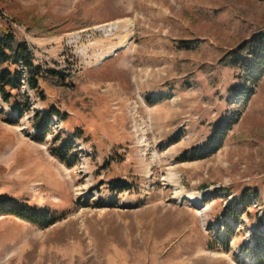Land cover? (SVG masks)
I'll use <instances>...</instances> for the list:
<instances>
[{
  "label": "rangeland",
  "instance_id": "rangeland-1",
  "mask_svg": "<svg viewBox=\"0 0 264 264\" xmlns=\"http://www.w3.org/2000/svg\"><path fill=\"white\" fill-rule=\"evenodd\" d=\"M118 20L132 22L126 47L128 22L118 35L99 28ZM0 25L35 64L78 82L46 92L69 116L54 132L83 133L67 167L51 136L32 138L33 111L14 122L0 98V192L58 217L41 227L0 216V264H264L250 249L262 206L224 214L244 191L264 197V78L222 148L192 155L230 115L239 83L224 59L264 30V1L0 0ZM116 180L132 189L112 192Z\"/></svg>",
  "mask_w": 264,
  "mask_h": 264
},
{
  "label": "trees",
  "instance_id": "trees-1",
  "mask_svg": "<svg viewBox=\"0 0 264 264\" xmlns=\"http://www.w3.org/2000/svg\"><path fill=\"white\" fill-rule=\"evenodd\" d=\"M264 1V0H261ZM34 33L32 30L29 31ZM55 30L47 29L45 33L52 34ZM226 64L236 72L239 84L229 89V105L233 108L230 115L221 123L212 128L211 134L201 145V148L192 151V155L197 159L206 158L220 150L227 139L234 125L239 120L242 111L250 103L255 95L259 82L264 78V30H260L249 39L244 40L235 50L229 52L225 57ZM27 84V90H22L23 82ZM44 83V84H42ZM78 82L74 77L65 72L54 69H43L41 65L35 64L34 53L29 43L21 39L15 32V28L10 25H0V98L9 104L12 112L16 111L14 122H18L33 111L32 128L33 139L43 144L48 137H52L50 152L67 167H74L78 162V151L75 139H81L83 133L75 129L71 134L66 132L55 133L54 119L59 122L68 121V113L62 111L55 103H50L46 86L68 92L74 90ZM46 105L44 110H36L31 99V94ZM117 184L111 187L113 192L120 189L119 193L132 189V184L122 180H116ZM122 183V184H119ZM251 198H254L262 206V215L258 217V230L251 238V250L257 253L264 252V197L258 190H254L252 195L246 191L233 200V206L224 210V214L230 220H238L242 210L251 207ZM258 213V212H257ZM0 216H11L33 225L48 227L58 221L55 213L42 211L37 206H31L26 202H19L9 194L0 192ZM225 226L229 230L228 224Z\"/></svg>",
  "mask_w": 264,
  "mask_h": 264
},
{
  "label": "bare ground",
  "instance_id": "bare-ground-1",
  "mask_svg": "<svg viewBox=\"0 0 264 264\" xmlns=\"http://www.w3.org/2000/svg\"><path fill=\"white\" fill-rule=\"evenodd\" d=\"M128 22V24H126L125 26H123V30L121 29V25L122 22ZM132 24L131 20H118L116 23H105L103 25H100L99 28H107L108 31H113L115 30L116 32L114 33L115 35L119 34V31L122 30L123 35L121 37V41L119 43L118 46H122V47H126L131 39V35L133 34V27H131L130 25ZM117 46H113L112 48V52L116 49ZM106 58V57H105ZM103 58V59H105Z\"/></svg>",
  "mask_w": 264,
  "mask_h": 264
},
{
  "label": "built area",
  "instance_id": "built-area-1",
  "mask_svg": "<svg viewBox=\"0 0 264 264\" xmlns=\"http://www.w3.org/2000/svg\"><path fill=\"white\" fill-rule=\"evenodd\" d=\"M22 82H23L22 90L25 91V89L27 88V84H26L25 80H22ZM14 113H16V111Z\"/></svg>",
  "mask_w": 264,
  "mask_h": 264
}]
</instances>
